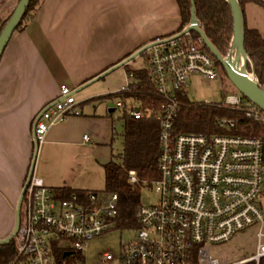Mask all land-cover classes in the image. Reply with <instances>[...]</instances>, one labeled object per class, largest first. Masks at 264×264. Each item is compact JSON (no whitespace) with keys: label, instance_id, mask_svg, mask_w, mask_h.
Segmentation results:
<instances>
[{"label":"built area","instance_id":"obj_1","mask_svg":"<svg viewBox=\"0 0 264 264\" xmlns=\"http://www.w3.org/2000/svg\"><path fill=\"white\" fill-rule=\"evenodd\" d=\"M185 29L155 39L144 52L146 70L164 99L162 106L146 109L130 99L116 103L130 118L155 117L160 124V178L154 182L159 199L138 206V232L122 246L119 264H264L263 140L230 133L236 122L225 118L219 125L228 132H183L176 127L179 93L186 91L189 78L218 76L216 58L202 37L182 34ZM130 78L120 93L132 90L135 80ZM74 94L62 85L57 98L37 114L33 134L39 146L53 127L80 113ZM205 104L239 109L245 118L264 123V110L239 92L226 95L221 103ZM129 182H137L135 171H130ZM118 211V193L71 191L62 199L34 172L15 237L17 255L6 264H63L59 251L64 259L71 257L74 264H83L89 241L110 230ZM251 227L256 229L251 256L241 258L238 253L222 259L212 252ZM65 252L71 254L64 257ZM113 258L106 252L99 262L106 264Z\"/></svg>","mask_w":264,"mask_h":264},{"label":"crops","instance_id":"obj_2","mask_svg":"<svg viewBox=\"0 0 264 264\" xmlns=\"http://www.w3.org/2000/svg\"><path fill=\"white\" fill-rule=\"evenodd\" d=\"M259 1L246 3L244 16L248 28L264 37V0ZM182 22L178 0H43L13 33L0 58V240L16 225L35 155L33 122L42 108L62 85L83 92L80 113L53 127L39 146L34 172L58 196L103 192L104 167L120 140L118 121L125 123L124 113L115 116L120 99L113 95L132 80L126 72L114 93L110 79L87 87L155 39L180 33Z\"/></svg>","mask_w":264,"mask_h":264},{"label":"trees","instance_id":"obj_3","mask_svg":"<svg viewBox=\"0 0 264 264\" xmlns=\"http://www.w3.org/2000/svg\"><path fill=\"white\" fill-rule=\"evenodd\" d=\"M42 1H30L16 30L23 29L24 24L34 16ZM192 1L196 17L206 36L222 55H227L234 31L231 5L227 0H178L183 19L181 30L191 21ZM238 1L243 11L246 3L260 2L259 0ZM12 14L0 27V33ZM192 34L198 37V33L193 32ZM245 48L251 59L248 70L255 72L261 87L264 88V37L258 30L248 28L246 23ZM125 69L135 83L131 85L132 90L114 94L113 97L120 100L138 101L146 109H159L164 99L157 94L149 72L146 69L133 68L129 64L125 65ZM179 101V116L176 121L178 131L205 134L228 132L219 125V120L225 118L236 122L235 127L229 131L230 133L258 137L264 142V123L245 118L244 113L239 109L220 104L207 105L194 102L185 91L179 93ZM124 121L123 152L105 165L106 181L103 192L119 195V211L114 221L120 218L126 223L133 222L134 224L135 222L137 226L136 212L140 204L138 190L144 185H152L160 178L158 169L160 124L155 117L136 120L126 114H124ZM130 171L136 172L137 182L135 184L129 182ZM69 195L70 191L59 194L62 199ZM16 255L17 248L14 239L0 246V264L10 262ZM59 259L65 261L63 264H74V259L71 257L64 259L61 251H59Z\"/></svg>","mask_w":264,"mask_h":264},{"label":"rangeland","instance_id":"obj_4","mask_svg":"<svg viewBox=\"0 0 264 264\" xmlns=\"http://www.w3.org/2000/svg\"><path fill=\"white\" fill-rule=\"evenodd\" d=\"M20 0H0V27L4 24L7 18L14 12ZM218 62V61H217ZM216 62L218 76L212 80H206L199 75H192L187 84L186 93L189 98L194 102L199 103H221L226 95L236 94L239 91L232 84L228 78L223 66ZM131 67L136 69H148V61L145 53L138 56L131 62ZM125 67H120L113 70L105 78L93 82L87 87L88 89H95L101 86L105 79L113 81V93L117 91L125 82L126 79ZM86 89V88H85ZM83 92L78 91L75 93L76 100H80ZM123 115V110L118 109L115 116L118 119ZM123 121H118V130L120 133V140L117 142L115 156H119L123 152ZM139 205L156 203L159 195L155 190L154 183L152 185H144L139 190ZM138 232V224L133 222L126 223L122 219L114 221L109 231L102 236L94 238L89 241L88 247L83 251V264H100L99 259L101 256L108 252L112 253L114 258L106 264H119L122 246L132 241ZM14 241L16 239L14 238ZM256 245V229L251 227L243 233L236 236L231 241L227 242L222 247H214L213 253L219 255L222 259L235 257L240 254L241 258L251 256L254 253ZM73 259V258H72Z\"/></svg>","mask_w":264,"mask_h":264},{"label":"water","instance_id":"obj_5","mask_svg":"<svg viewBox=\"0 0 264 264\" xmlns=\"http://www.w3.org/2000/svg\"><path fill=\"white\" fill-rule=\"evenodd\" d=\"M31 0H20L18 5L16 6L11 18L9 19L8 23L6 24L5 28L0 33V58L11 39L13 33L16 31L17 26L22 21L26 9L29 5ZM227 2L232 7L233 19H234V31L232 36V43L227 55H222L215 46L211 43V41L206 36L204 30L201 28L200 22L198 21L196 14H195V6L192 1V18L189 23V26L185 29L183 33H193L196 32L200 35L211 51V53L215 56L217 61L223 66L228 78L232 82V84L236 87V89L241 93L246 99L252 101L256 105H258L261 109L264 110V88L261 87L259 80L253 71L248 70V65L251 63V59L246 51L245 48V16L244 11L239 4L238 0H227ZM149 46L146 45L132 54L130 57L126 58L125 60L121 61L120 63L114 65L106 72L99 75L93 80L97 78L106 76L113 70H116L120 67H123L138 56L143 54ZM92 80V81H93ZM92 81H89L84 86L90 84ZM77 91H75L76 93ZM113 112L115 108L111 109ZM39 150V144L35 141V155L33 158V162L31 165V169L29 172L28 179L24 185L22 194L18 201L17 209H16V225L14 231L5 239L0 240V246L11 242L19 232L20 225H21V211H22V204L24 195L27 189V186L30 182V178L34 173L35 169V161L37 157V153ZM70 252H65L64 257L69 256Z\"/></svg>","mask_w":264,"mask_h":264}]
</instances>
